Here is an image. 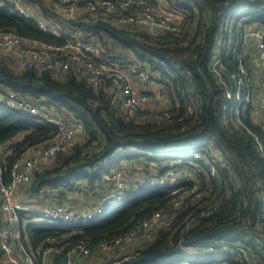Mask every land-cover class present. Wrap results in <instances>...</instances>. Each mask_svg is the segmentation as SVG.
I'll use <instances>...</instances> for the list:
<instances>
[{"label":"trees","instance_id":"16d2710c","mask_svg":"<svg viewBox=\"0 0 264 264\" xmlns=\"http://www.w3.org/2000/svg\"><path fill=\"white\" fill-rule=\"evenodd\" d=\"M144 1L151 4V0ZM172 6L186 13V24L158 37L142 28L121 29L102 19L73 21L85 39L113 42L166 78V82H158L163 93L160 105L139 109L132 116L114 105L117 98L105 85L92 88L72 73L64 80L33 71L19 75L0 57V85L27 95L36 106L57 105V113L79 120L85 130L82 144L57 153L52 163L35 168L23 189L29 197L59 191L96 200L106 189L103 176L110 175L122 161L125 165L140 161L146 173L156 176L166 172L169 161L189 153L201 152L208 160L192 158L184 164L188 179L182 192L186 198L178 207L172 205L175 195L145 192L114 203L103 217L74 225L27 223L25 232L32 247L45 244L52 235L58 236L56 243L64 240L95 245L129 232L143 218L163 211L170 219L169 228L155 232L145 247L116 261L264 264V160L253 141L254 135L264 139V128L252 121L250 112L224 108L228 101L225 92L234 87L227 75L239 71L233 45L225 39L228 34L239 39L245 28L254 24L264 27V0H173ZM194 13L198 15L195 21ZM190 23H194L192 28ZM0 29L57 41L7 5L0 8ZM218 40L220 51L215 54ZM213 56L221 60V75L210 69ZM247 74L253 76L251 69ZM95 130L99 132L98 141ZM14 134L22 137L11 142ZM56 135L53 124L0 105V145H5L0 151V162L6 171L19 153L49 145ZM6 143L14 149L10 150ZM161 150H179L182 154L152 156ZM218 157L227 163V168L221 167ZM208 165L213 166V173ZM24 213L20 212L21 219L37 217ZM241 247L248 251L241 253ZM61 258L54 256L52 264H60ZM107 258V264L114 260ZM0 264L9 263L0 259Z\"/></svg>","mask_w":264,"mask_h":264},{"label":"built area","instance_id":"2783aa9c","mask_svg":"<svg viewBox=\"0 0 264 264\" xmlns=\"http://www.w3.org/2000/svg\"><path fill=\"white\" fill-rule=\"evenodd\" d=\"M6 5L20 18L31 21L40 31L57 39L28 38L0 29V57L5 58L17 74L33 71L64 80L68 73H72L92 88L105 85L103 87L117 98L114 105L129 116L139 109L160 105L163 93L158 82H166V78L152 72L113 42L85 39L82 29L73 21L102 19L121 29L142 28L150 36L158 37L166 32H176L186 24V13L173 7V0H151V4L144 0H0V8ZM45 10L51 13L45 15ZM197 16L194 13V21ZM193 25L190 23L189 27ZM225 42L233 45L232 54L239 71L227 75L234 87L225 92L228 101L224 108L250 112L252 121L264 128V27L248 26L239 39L228 34ZM219 51L218 40L213 52L218 54ZM220 67L219 57H211L210 69L221 75ZM248 68L253 74L251 77L247 74ZM0 105L51 123L57 129L53 143L22 151L7 171L0 162V259L9 264H52L56 255L62 256L60 264L64 256H67L66 264H107V256L114 259L109 264H120L117 258L134 254L145 247L155 232L162 233L169 228L170 219L165 212H154L129 232L91 246L64 240L56 243L58 236L52 235L45 239V244L32 247L25 232L26 224L74 225L93 220L105 216L114 203L145 192L175 195L172 205L178 207L186 198L182 192L188 179L184 164L192 158L208 162L201 152L189 153L182 159L169 161L166 172L156 176L146 173L140 161L134 160L129 165L123 162L120 167H115L118 169H112L110 175L103 176L106 189L96 200L80 199L76 194L65 195L59 191L29 197L23 189L35 168L52 163L57 153L82 144L86 139L84 126L75 118L57 113V105L36 106L27 95L7 86L0 85ZM21 137L14 134L10 141ZM94 137L99 140L97 130ZM253 141L258 155L264 160V139L254 135ZM4 146L0 145V151ZM6 146L14 149L10 143ZM217 162L221 167H228L220 157ZM208 167L212 173L215 171L212 165ZM20 212H25V216L36 214L37 217L24 220L19 217ZM240 251L244 253L248 249L241 247ZM228 252L235 255L233 250Z\"/></svg>","mask_w":264,"mask_h":264},{"label":"rangeland","instance_id":"374dc122","mask_svg":"<svg viewBox=\"0 0 264 264\" xmlns=\"http://www.w3.org/2000/svg\"><path fill=\"white\" fill-rule=\"evenodd\" d=\"M228 26H229V23L227 22L225 24V28L228 27ZM176 153H178V154H176ZM180 154H182V152L179 151V150H175L174 152H168V153H164V150H161L159 153H154L152 156L154 158H163V157H169V156H176V155H180ZM130 167H132V166H130ZM115 169H118V168L114 167L113 170H115Z\"/></svg>","mask_w":264,"mask_h":264},{"label":"water","instance_id":"95a60500","mask_svg":"<svg viewBox=\"0 0 264 264\" xmlns=\"http://www.w3.org/2000/svg\"><path fill=\"white\" fill-rule=\"evenodd\" d=\"M55 116H57V115H55ZM66 262H67V256H64L63 259H62L61 264H66Z\"/></svg>","mask_w":264,"mask_h":264},{"label":"crops","instance_id":"0c3cea01","mask_svg":"<svg viewBox=\"0 0 264 264\" xmlns=\"http://www.w3.org/2000/svg\"><path fill=\"white\" fill-rule=\"evenodd\" d=\"M122 162H124V161H122ZM122 162H121V163H122ZM121 163H119V165H120Z\"/></svg>","mask_w":264,"mask_h":264}]
</instances>
